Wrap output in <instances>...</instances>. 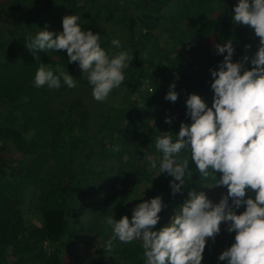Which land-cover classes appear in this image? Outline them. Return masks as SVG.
Instances as JSON below:
<instances>
[{
    "label": "trees",
    "instance_id": "1",
    "mask_svg": "<svg viewBox=\"0 0 264 264\" xmlns=\"http://www.w3.org/2000/svg\"><path fill=\"white\" fill-rule=\"evenodd\" d=\"M232 2L0 0V264H65L69 247L94 249L97 238L105 242L111 237L105 218H130L142 199L162 198L165 206L156 229L170 221L187 189L173 195L171 177L155 181L143 160L144 148L150 143L154 151H148L160 157L154 149L159 132L174 136L181 122L190 123L185 116L189 94L211 106L209 69L223 59L215 53V43L232 40L234 62L257 51L254 31L232 23L237 0ZM74 14L82 29L101 35L107 52L126 50L133 58L124 70V82L103 102L92 96L82 100L80 85L91 88L77 64L67 63L65 51H37L33 56L23 44L25 35L45 26L62 31V18ZM112 39L120 41L121 49L111 46ZM41 63L54 71L57 66L67 70L77 87L69 89L63 82L60 89L34 87ZM245 67L250 70L251 65ZM171 84L178 93L176 102L164 98ZM89 108L109 111L98 129L91 128ZM166 117L172 118L171 124L164 122ZM181 155L189 157L188 189L215 185L211 178L199 181L190 153ZM206 196L213 203L219 198L216 191ZM247 196L254 198V192ZM100 197L101 204L89 200ZM88 210L97 216L82 222ZM243 211L242 206L237 214ZM221 228L206 245L202 264H217V256L234 242L235 233H228L224 224ZM106 252L113 264H143L140 241H114Z\"/></svg>",
    "mask_w": 264,
    "mask_h": 264
},
{
    "label": "clouds",
    "instance_id": "2",
    "mask_svg": "<svg viewBox=\"0 0 264 264\" xmlns=\"http://www.w3.org/2000/svg\"><path fill=\"white\" fill-rule=\"evenodd\" d=\"M79 20L75 14L65 16L62 31L53 32L45 26L34 35H25L23 44L33 56L37 51H65L67 63H76L82 78L87 79L92 98L103 102L124 82V70L133 58L126 50L107 52L101 47V35L82 29ZM231 20L254 31L259 38L257 51L234 62V42L215 43V53L223 59L209 69L211 106L199 95L189 94L185 116L190 123L181 122L174 136L159 132L155 137L159 163L151 152H144L143 160L158 171V176L171 177L173 195L187 189L186 199L159 229L155 226L165 206L160 196L140 200L130 218L107 216L105 224L111 228V237L102 245L105 251L112 250L114 241H140L143 264H202L207 240L214 241L224 224L228 233H235L234 242L217 256V264H264V0H237ZM110 43L114 49L122 47L118 39ZM76 80L59 66L54 71L50 64L41 63L33 86L60 89L63 82L74 89ZM174 89L175 84H171L165 100L177 101ZM164 122L171 124L172 118L166 117ZM182 152L190 153L199 181L211 178L214 187H226L218 203L203 191L188 189L189 157ZM249 192H254V198L246 197ZM242 206L244 211L237 214Z\"/></svg>",
    "mask_w": 264,
    "mask_h": 264
},
{
    "label": "rangeland",
    "instance_id": "3",
    "mask_svg": "<svg viewBox=\"0 0 264 264\" xmlns=\"http://www.w3.org/2000/svg\"><path fill=\"white\" fill-rule=\"evenodd\" d=\"M1 1H6V0H1ZM226 2L233 3L232 0H226ZM213 42H214V40H210L211 44H213ZM79 91H80V96H81L82 100H83V96H85L84 100H86V101H87V97L92 96L91 91H88L85 87H83L81 85L79 87ZM113 97H116V96H113ZM117 97H119V96H117ZM102 108H104V107H102ZM89 110H90V114L94 117L93 120L91 117V128L93 130H94V128L98 129L100 122L103 119L102 117H104L106 114H108L109 111H107V109H98V108L97 109L89 108ZM146 132H147V130H144V133H146ZM144 150H146V151L153 150V148L150 147V143H149L146 145V148H144ZM153 155L157 158V163H159V157H157L156 154H153ZM99 167L102 169V164H99ZM149 169L151 170L152 173H155L154 174L155 181L160 180L159 178H161V176L165 177V175H163V174L158 176L159 173L157 170L152 169V168H149ZM115 174H117V173H112L111 175L114 176ZM214 186L215 185H209V187H213L210 189L203 186L202 191L205 194H207L208 192H214V191L218 192L219 198L216 199V202L218 203L220 200V196L222 197L223 195H225L224 194L225 192H221L219 188L214 187ZM89 200L94 201V203L101 204L103 202V197H100L99 199L93 198L92 200L91 199H89ZM103 207H104V204L102 205V208ZM97 209L99 210L98 207H97ZM99 212H101V210H99ZM96 216H97V214L93 215L92 211L88 210L84 214V216L82 217L81 221L86 222V221H88L87 219L89 218L88 223H90V221H92ZM221 230H222V228H221ZM212 241L213 240L211 238H209L207 240L206 245L210 244ZM103 244H104L103 240L101 238H97V242H96L94 249L87 247V245L86 246H82V245L74 246L75 248L73 247V250L69 247L66 250V253L64 256V263L65 264H80V263H82V264H113V263H111L110 255L106 251L103 250V247H102Z\"/></svg>",
    "mask_w": 264,
    "mask_h": 264
}]
</instances>
